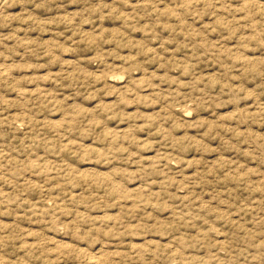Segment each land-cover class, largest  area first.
<instances>
[{"label": "rangeland", "instance_id": "374dc122", "mask_svg": "<svg viewBox=\"0 0 264 264\" xmlns=\"http://www.w3.org/2000/svg\"><path fill=\"white\" fill-rule=\"evenodd\" d=\"M5 1L0 264H264V0Z\"/></svg>", "mask_w": 264, "mask_h": 264}, {"label": "bare ground", "instance_id": "6f19581e", "mask_svg": "<svg viewBox=\"0 0 264 264\" xmlns=\"http://www.w3.org/2000/svg\"><path fill=\"white\" fill-rule=\"evenodd\" d=\"M2 1V0H1ZM5 1V0H4ZM222 1V0H221ZM6 2V1H5ZM245 2V1H244ZM248 2H249V0H248ZM253 2H254V0H253ZM1 3V2H0ZM252 3V2H251ZM251 3H249V4H251ZM258 3H260V2H258ZM262 3V2H261ZM242 4H243V2H242ZM247 4V3H246ZM255 4V3H254ZM256 4H257V2H256ZM2 5V4H1ZM245 5V4H244ZM260 5V4H259ZM263 6V5H262ZM249 11V10H248ZM252 16V15H251ZM262 249V248H261Z\"/></svg>", "mask_w": 264, "mask_h": 264}]
</instances>
